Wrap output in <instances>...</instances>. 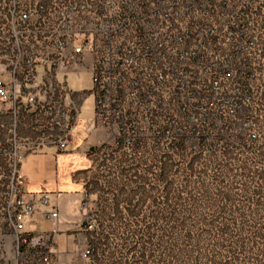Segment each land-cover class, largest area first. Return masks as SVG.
I'll return each mask as SVG.
<instances>
[{"label": "built area", "instance_id": "built-area-1", "mask_svg": "<svg viewBox=\"0 0 264 264\" xmlns=\"http://www.w3.org/2000/svg\"><path fill=\"white\" fill-rule=\"evenodd\" d=\"M194 9L184 0H0V117L9 116L8 123L0 118V218L14 236L13 257L2 264L94 263L88 239H77L62 260L56 211L49 232L24 226L34 211L22 196L25 155L46 145L66 150L79 122L84 97L77 101L58 73L91 74L99 152L136 149L144 140L169 152L191 132L186 120L214 122L207 111L227 90L232 63L212 51L216 44L191 18ZM93 228L85 217L83 230Z\"/></svg>", "mask_w": 264, "mask_h": 264}, {"label": "rangeland", "instance_id": "rangeland-1", "mask_svg": "<svg viewBox=\"0 0 264 264\" xmlns=\"http://www.w3.org/2000/svg\"><path fill=\"white\" fill-rule=\"evenodd\" d=\"M184 2L194 4L191 18L213 38L212 51L230 59L228 88L207 111L214 122L186 120L191 132L169 152L158 140L128 151L113 146L99 152L95 144L87 152L91 169L81 173L82 202L85 217L94 220L86 232L93 264H139L137 258L140 264H198L200 251L215 256L234 246L233 237L254 232L245 264H264V0ZM56 79L74 97H84L75 135L79 146L93 117L91 74L58 73ZM226 222L230 237L219 245ZM13 238L0 218V264L13 257ZM59 242L63 251L76 243L73 234L67 246Z\"/></svg>", "mask_w": 264, "mask_h": 264}, {"label": "crops", "instance_id": "crops-1", "mask_svg": "<svg viewBox=\"0 0 264 264\" xmlns=\"http://www.w3.org/2000/svg\"><path fill=\"white\" fill-rule=\"evenodd\" d=\"M76 99L79 101L80 97ZM79 103L81 104V101ZM3 106L10 109L11 104L5 102ZM27 109L29 110L28 107ZM0 118L7 123L9 121L8 114ZM27 121L31 122L30 119ZM86 132L87 136L79 146H76V139L64 151H59L51 145L42 146L26 154L22 163L24 175L22 196L24 200L34 203V211L24 217L25 229L49 232L53 226V219L49 214L56 211L58 227L55 234L56 250L62 254L63 261H68L66 252H73L78 247L77 239L80 243L88 239L87 231L83 230L86 211L81 206L86 181L81 173L91 169V159L87 152L93 151V146L98 143L102 131L90 124ZM44 196H47V203L43 201ZM71 234L74 235L76 242L73 250L59 249V241L62 242V246H67Z\"/></svg>", "mask_w": 264, "mask_h": 264}, {"label": "trees", "instance_id": "trees-1", "mask_svg": "<svg viewBox=\"0 0 264 264\" xmlns=\"http://www.w3.org/2000/svg\"><path fill=\"white\" fill-rule=\"evenodd\" d=\"M199 138L202 139V136H200ZM199 146L201 148L204 146L202 141L199 143ZM228 227L229 225L227 222L224 225H222V228L218 232V236H220L221 242H218V244L223 243L224 239L225 240L229 239L230 234L228 233V229H227ZM256 235H257V232H254L253 235L251 234L246 238L233 237L231 242L234 244V246L228 250L222 251L219 249L215 256L205 254L200 251L195 256V261L198 260V264H207V263L208 264H245V261L249 259V252H250L248 251V248H246V245L247 244L253 245L254 236ZM122 259L123 258H121V260ZM137 259H138L137 263L140 264L142 261V258H137Z\"/></svg>", "mask_w": 264, "mask_h": 264}]
</instances>
